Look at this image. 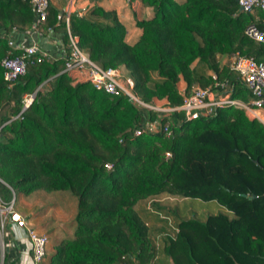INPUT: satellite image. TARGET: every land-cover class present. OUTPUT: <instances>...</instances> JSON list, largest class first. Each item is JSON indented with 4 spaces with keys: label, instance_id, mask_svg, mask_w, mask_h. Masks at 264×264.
Instances as JSON below:
<instances>
[{
    "label": "trees",
    "instance_id": "1",
    "mask_svg": "<svg viewBox=\"0 0 264 264\" xmlns=\"http://www.w3.org/2000/svg\"><path fill=\"white\" fill-rule=\"evenodd\" d=\"M237 8L235 0H136L141 31L126 41L114 9L96 4L82 15L70 12L66 26L48 2L38 28L53 25L65 43L68 28L92 61L123 69L145 101L178 104V80L186 91L206 86L208 70L245 98L242 81L218 55L237 51L264 62V44L243 33L251 20L264 31V11ZM31 19L30 0H0V30L24 29ZM17 53L0 34V59ZM34 90L23 108V94ZM137 118L124 94L95 88L82 71L64 70L60 58L28 55L25 72L10 84L0 66L1 197L37 188L76 197L73 232L55 241L43 264H264V123L231 105L193 119L176 112L169 135L134 133ZM160 192L214 200L224 210L172 224L163 214L143 234L146 245L133 249L123 210Z\"/></svg>",
    "mask_w": 264,
    "mask_h": 264
},
{
    "label": "built area",
    "instance_id": "2",
    "mask_svg": "<svg viewBox=\"0 0 264 264\" xmlns=\"http://www.w3.org/2000/svg\"><path fill=\"white\" fill-rule=\"evenodd\" d=\"M235 1L238 7H241V11L250 14H253L255 9L264 11V0ZM47 3L48 0H30L32 19L26 28L18 29L13 26L8 32L0 30V34L6 37L8 45L19 49V53L12 56L6 55L0 59L2 77L8 84L25 72L26 57L34 54L37 60L40 58L49 60L60 58L63 60L64 70L84 72L95 88L106 93L124 94L138 111L134 133L144 129L150 132H164L169 135L171 128L168 126V121L174 113H180L181 117L186 119L207 117L213 115L217 107L224 105L241 108L248 117L256 118L264 123V114L261 113L264 110V62L237 51L229 54L227 66L247 89L245 98L232 95L234 86L230 79L218 77L216 72L210 71L211 82L206 86L195 85L188 91L185 88H177L181 95V102L178 104H170L165 97L145 101L134 91L133 79L129 75L122 73L118 67H103L92 61L88 54L78 46L76 36L72 35L68 28L66 29V48L62 49L58 55H53L40 47L33 37L42 34L38 26L45 19ZM65 21L67 26L68 16L65 17ZM45 31L51 33L52 27L48 26ZM15 32L27 35L30 40L27 43L19 44L12 36ZM243 33L249 39L264 44V31L257 26L254 20L248 21L243 26ZM30 101L31 94H23V108ZM165 155L168 156L169 152L166 151ZM15 199L16 196L13 191H11L9 200H4L0 195V246L3 258L10 237H12L10 232L12 226L22 230L29 241V251L33 264H39L44 261L47 255V234L37 231L28 223L26 215L15 207ZM145 264H149V262Z\"/></svg>",
    "mask_w": 264,
    "mask_h": 264
},
{
    "label": "rangeland",
    "instance_id": "3",
    "mask_svg": "<svg viewBox=\"0 0 264 264\" xmlns=\"http://www.w3.org/2000/svg\"><path fill=\"white\" fill-rule=\"evenodd\" d=\"M230 53L218 55L219 63L221 65L225 64L227 66V58ZM120 70L122 73H124L123 69ZM210 71L211 70H208L207 72ZM177 84L180 89H184L186 87L184 80H182V83L178 82ZM195 85L197 84H192L190 88ZM261 113L264 114V110L261 111ZM15 196V207L18 210L20 209V207H27L29 209L30 212L19 211L22 214L26 215V220L30 225H32V227H34L33 223L31 224L29 221L31 220L33 215L39 213L40 211L46 212L45 210H47L45 215V217H47L45 219H48L45 223V226L47 227L44 229V232L46 234L50 232L53 239L54 237H59L60 235L72 234L74 228L73 218L76 211V197L70 191L61 189L44 190L41 188H37L26 194L16 192ZM22 198L27 202L25 203ZM153 202H156L162 207L161 213L166 215L168 219L170 218V221H172L174 216L198 217L203 216L206 213H213L216 211L224 210V207L220 206L213 200L208 202V204H206L205 202L202 204V200L200 199L187 198L168 192H160L144 197L138 200L130 209L125 211L123 210V215L124 213L128 214V216L126 217L127 220H124L122 222L123 230L128 240V245H130L133 249H137L138 247H140L141 243L142 245H146L147 243V241H144L143 239V234H146L148 230L147 222L140 214H142L143 211L147 209V206L153 209ZM128 217H132V219L135 220L134 226L130 225L131 222L128 221ZM10 229V232L14 235V228L11 226ZM54 231L55 233H52ZM16 237L17 236H15V238ZM148 254L149 252L147 251L145 255L146 258L149 256ZM2 259L3 255L0 246V264Z\"/></svg>",
    "mask_w": 264,
    "mask_h": 264
},
{
    "label": "crops",
    "instance_id": "4",
    "mask_svg": "<svg viewBox=\"0 0 264 264\" xmlns=\"http://www.w3.org/2000/svg\"><path fill=\"white\" fill-rule=\"evenodd\" d=\"M49 5L53 7L56 11V16L58 18H63L65 21V17L68 16L70 12H75L78 15H82L85 13V11L92 5H100L103 8H112L114 9L118 20L121 21V23L124 25L125 31H124V40L126 41H133L137 36L140 34V28L135 25L134 23V17L132 14V9L134 5H136V0H48ZM150 12L149 7L143 8L142 12L146 15ZM66 23V21H65ZM52 27L51 33H46V31H41L42 34L39 36H34L35 42L38 43V45L48 52H50L53 55H58L62 49H65V42L63 41L61 35L62 33L58 30H55ZM13 38L16 42L19 44L27 43L30 38L27 37V35H22L19 32L13 33ZM61 42V43H60ZM84 73V72H83ZM77 80L81 79L79 72L73 73ZM179 83H182V79L178 80ZM177 82V83H178ZM177 88L179 89V86L177 84ZM22 200L26 203L27 201L22 198ZM211 200L208 201H202V204L205 202L208 204ZM214 201V200H213ZM216 202V201H215ZM20 211H29L27 207H20ZM47 212V210H45ZM30 212V211H29ZM46 212L40 211L39 213H36L33 215V219L29 221L31 224L33 223L34 228L39 232H44V229L47 227L45 226V223L47 222L45 219ZM217 212V211H216ZM215 213V212H213ZM206 213L203 216H196V218L204 219L206 217ZM143 219L147 222V228L156 220L159 216L163 215L161 212H158V210H155L154 208L151 209L147 206V209L143 211L142 214H140ZM168 221V223H173L179 218H187V217H178L174 216L172 221H170L167 216L165 217ZM45 233V232H44ZM52 233H55L52 232ZM17 236L15 238V236ZM14 235L12 234V237H10L9 245L5 249V256H4V264H33V261L31 259L30 251H29V241L25 237L24 233L21 229L14 228ZM68 235V234H67ZM63 235H60L59 237H52V234L49 232L47 233L48 237V243H47V255L43 262L46 261L48 255L53 251V246L55 241L60 238ZM43 262L39 264H43Z\"/></svg>",
    "mask_w": 264,
    "mask_h": 264
},
{
    "label": "water",
    "instance_id": "5",
    "mask_svg": "<svg viewBox=\"0 0 264 264\" xmlns=\"http://www.w3.org/2000/svg\"><path fill=\"white\" fill-rule=\"evenodd\" d=\"M237 10H238V11H241V7H238ZM34 92H35V90L31 93V98H32L33 95H34Z\"/></svg>",
    "mask_w": 264,
    "mask_h": 264
}]
</instances>
